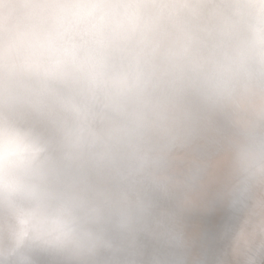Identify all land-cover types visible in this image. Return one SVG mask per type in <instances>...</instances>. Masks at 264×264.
<instances>
[{"label":"clouds","instance_id":"obj_1","mask_svg":"<svg viewBox=\"0 0 264 264\" xmlns=\"http://www.w3.org/2000/svg\"><path fill=\"white\" fill-rule=\"evenodd\" d=\"M221 177L264 264V0H0V264H190Z\"/></svg>","mask_w":264,"mask_h":264},{"label":"water","instance_id":"obj_2","mask_svg":"<svg viewBox=\"0 0 264 264\" xmlns=\"http://www.w3.org/2000/svg\"><path fill=\"white\" fill-rule=\"evenodd\" d=\"M222 184L223 179L221 177L216 183L209 185L200 196L203 199L197 198L196 202L179 217V224L184 230L189 242V252L191 250L195 254L191 264H217V261L222 258V251L230 243L226 237L224 238L225 233L229 232V228L233 229L234 226L237 227L242 217L238 214L239 220L235 222L236 220L234 221V218L237 213L229 207V204L221 212L220 216L219 212L217 213L207 206L208 200L211 201L218 197L219 188ZM212 213H216L218 218L221 217V220L217 221L216 225L212 228L206 227L205 222H195L197 219L200 220L201 216H206V219H208V217L212 216ZM197 237L200 238L201 250L195 253L197 250L195 251L193 244ZM145 246L146 251L151 252L154 244L146 241ZM41 264H47V261H42Z\"/></svg>","mask_w":264,"mask_h":264},{"label":"rangeland","instance_id":"obj_3","mask_svg":"<svg viewBox=\"0 0 264 264\" xmlns=\"http://www.w3.org/2000/svg\"><path fill=\"white\" fill-rule=\"evenodd\" d=\"M223 185V184H222ZM209 189V188H208ZM220 192V193H219ZM219 192H218V197L213 199V200H208L209 202L207 203V206L210 207L213 211L215 212H219V216L221 214V212L223 210L221 209H225L227 208L228 206V201L227 199L222 195V186H220L219 188ZM206 194V193H205ZM200 198V196L198 197ZM200 199H203V198H200ZM218 209V210H217ZM237 215V214H236ZM235 215V216H236ZM238 217V216H237ZM242 219V217H241ZM221 220V217H217L216 213H212V216L211 217H208V219H206V216H201V219H197L195 222H199V223H203L205 222V225L206 227H209V228H212L213 226L216 225V222L217 221H220ZM228 235V232L225 233ZM228 238V239H227ZM226 239L228 240L229 245L226 246V249L223 250V253H222V258H220L218 261H217V264H219V262L221 263V261H224L226 262V264H231L232 262V258L235 259L236 257H234L232 255V252H231V237H226ZM201 243H200V238L197 237V239L195 240L194 244H193V248L195 249V253H198V251L201 250V247H200ZM194 253L190 250V264L192 263V260L194 258ZM225 257H224V256ZM227 256V257H226ZM227 260V261H226ZM227 262H230V263H227Z\"/></svg>","mask_w":264,"mask_h":264},{"label":"bare ground","instance_id":"obj_4","mask_svg":"<svg viewBox=\"0 0 264 264\" xmlns=\"http://www.w3.org/2000/svg\"><path fill=\"white\" fill-rule=\"evenodd\" d=\"M201 196V195H200ZM218 210V209H217ZM221 210H224V209H221ZM215 214V213H214ZM238 216V214L235 216V218H234V221L235 222H237L238 220H239V216ZM240 220H241V218H240ZM234 221H233V223H234ZM236 228V226H234V228L233 229H235ZM225 237H231V233L230 232H228V235L227 234H225L224 235V238ZM228 239V238H227ZM223 252V251H222ZM224 256V255H223ZM225 257V256H224ZM227 257V256H226ZM227 261V260H226ZM232 263L231 264H239V259L238 258H235V259H233L232 258V261H231ZM227 263H230V262H227ZM219 264H221L220 262H219Z\"/></svg>","mask_w":264,"mask_h":264}]
</instances>
